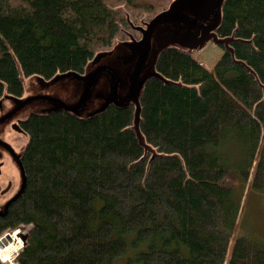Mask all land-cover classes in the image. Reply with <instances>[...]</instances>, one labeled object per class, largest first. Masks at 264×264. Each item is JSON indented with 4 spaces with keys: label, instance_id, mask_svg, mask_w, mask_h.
Here are the masks:
<instances>
[{
    "label": "trees",
    "instance_id": "obj_1",
    "mask_svg": "<svg viewBox=\"0 0 264 264\" xmlns=\"http://www.w3.org/2000/svg\"><path fill=\"white\" fill-rule=\"evenodd\" d=\"M171 2L0 0V99L21 96L31 75L82 73ZM220 14L215 34L233 38L232 54L223 43L197 55L167 47L155 62L167 82H144L138 129L154 154L131 103L19 123L25 186L0 214V236L27 227L26 241L2 261L264 264V243L240 226L233 236L249 191L264 190V0H222Z\"/></svg>",
    "mask_w": 264,
    "mask_h": 264
},
{
    "label": "rangeland",
    "instance_id": "obj_2",
    "mask_svg": "<svg viewBox=\"0 0 264 264\" xmlns=\"http://www.w3.org/2000/svg\"><path fill=\"white\" fill-rule=\"evenodd\" d=\"M172 2L168 12L173 8V13L155 21L149 29L144 28L145 37L142 35L138 40L130 39L118 43L111 54L94 67L87 66L82 73H57L48 80L31 75L24 78L21 96L4 94L0 107V211L23 185L17 157L26 143L27 136L23 132L15 131L13 125L24 120L29 114L46 113L63 104L78 111L80 116L86 117L99 111L106 99H110L107 102L117 100L118 103H124L132 94L131 100L136 105L133 126L136 127L137 93L144 80L156 73L154 61L159 48L169 45L192 49L200 37V24L211 30L217 20L220 0ZM216 47L210 42L197 54ZM216 59L203 66L211 69ZM137 135L146 148H152L144 141L141 133L137 132ZM224 151L230 155L231 161H234L235 155L238 156L226 148ZM242 208L241 222L235 225L234 236L240 226L244 237L263 244L264 190H250ZM26 231L27 227L18 230L19 234H26ZM21 241L17 233H12L7 237L5 246L0 247V253H6L7 256V249H11L12 245L15 252L22 247ZM124 260L119 259L114 264H123Z\"/></svg>",
    "mask_w": 264,
    "mask_h": 264
},
{
    "label": "water",
    "instance_id": "obj_3",
    "mask_svg": "<svg viewBox=\"0 0 264 264\" xmlns=\"http://www.w3.org/2000/svg\"><path fill=\"white\" fill-rule=\"evenodd\" d=\"M221 1L222 0H220V3H219V9H218V14H217V20H216V23H215V25H214V27L211 29V30H209L207 27H205L204 26V24H200L201 26H200V28H201V31H200V37L198 38V42H196V46L194 47V48H192V49H183V48H181V47H177V46H172V47H177V48H179V49H182V50H185V51H187V52H189V53H195V52H198V51H201L210 41H212L215 45H218V44H224L225 45V47L227 48V50L232 54L233 53V50L232 49H230L229 47H228V43L230 42V41H233V38H225V39H219L217 36H216V34H215V30L217 29V26L219 25V23H220V19H221V14H220V5H221ZM172 4H173V2H171V4L169 5V7H172ZM169 9V8H168ZM173 8H171V11L170 12H168V10H166L165 12H163L162 14H160V15H158V16H156L154 19H152L149 23H145V27H148V29L151 27V25L155 22V21H157V20H159L160 18H162V17H165L166 15H169V14H172L173 13ZM141 30V32H142V35L145 37V34H146V31L144 30V28H142V29H140ZM149 34V33H148ZM147 40H148V35H147ZM124 42V41H123ZM118 43H121V42H117V44ZM116 44V45H117ZM115 45V46H116ZM115 46L113 47V49L112 50H110V51H103V52H99V53H97L94 57H93V59L86 65V67L87 66H90V67H94L95 65H97L103 58H105L106 56H108V55H110L111 54V52L114 50V48H115ZM167 47H171V46H169V45H167V46H164V47H160L159 48V52L157 53V55H156V58H155V61H154V67H155V62H156V59H157V56H158V54L162 51V50H164L165 48H167ZM86 67H85V69H86ZM155 72H156V70H155ZM41 78V77H40ZM149 78H159V79H161V80H163V81H165V82H167L166 80H164L157 72L155 73V74H152V75H150V76H148L145 80H144V82L147 80V79H149ZM42 79V78H41ZM23 81H24V79H23ZM144 82H143V84H142V86H141V89H140V91L137 93V100H139V96H140V93H141V91H142V88H143V85H144ZM23 88H24V85H23ZM4 97V96H3ZM3 97L0 99V107H1V102H2V100H3ZM131 97H132V94L126 99V101L124 102V103H118L117 102V100L115 101V100H111V101H109V102H107L108 100H110V99H106L105 101H103V103H102V107H101V109L99 110V111H97L96 113H93V114H91V115H89V116H86V117H82V116H80L79 114H78V111H76V110H74V109H71L70 107H68V106H66V105H63V104H61L60 106H58L57 108H55V109H53V110H50V111H48V112H46V113H49V112H51V111H55V110H60V109H64V110H67V111H70V112H72V113H74L75 115H77V116H79V117H81V118H88V117H91V116H94V115H97V114H99V113H102L109 105H114V106H116V107H124L126 104H128V103H131V104H133L134 105V118H135V102H133L132 100H131ZM105 102H107L106 104H104ZM103 104H104V106H103ZM139 112H140V106H139V102H138V108H137V111H136V113H137V115H136V127H134L133 126V128L135 129V133H136V136H137V138H138V140H139V143L147 150V151H151L153 154H154V150L151 148V149H149V148H146L145 147V145L143 144V142L139 139V137H138V135H137V132H139L140 133V131H139V129H138V119H139ZM46 113H31V114H46ZM30 115V114H29ZM28 115V116H29ZM27 116V117H28ZM26 117V118H27ZM25 118V119H26ZM24 119V120H25ZM21 121H23V120H21ZM21 121H19V122H17V123H15L14 125H13V129L15 130V131H18V132H23L24 133V131L20 128V126H19V123L21 122ZM25 134V133H24ZM26 135V134H25ZM27 136V135H26ZM144 139V138H143ZM145 141V140H144ZM26 142H27V140H26ZM26 144V143H25ZM25 146V145H24ZM23 149H24V147L22 148V150H21V152H20V154H19V156L17 157V161H18V164H19V168H20V172H21V174H22V177H23V185H22V187H21V189H20V191L12 198V199H10L9 200V202L6 204V206L4 207V209L2 210V211H0V214H3L5 211H6V209H7V207L9 206V204H11V202L13 201V200H15L20 194H21V192L23 191V189H24V186H25V177H24V172H23V169H22V166H21V163L19 162V157H20V155H21V153H22V151H23ZM1 166V165H0ZM7 237H9V234H7V235H5V237H3V238H1V242H0V245H2V243H3V245H4V243H6V240H7ZM20 238H21V240H23V242L25 241V236H23V235H20L19 236ZM6 239V240H5ZM24 244V243H23Z\"/></svg>",
    "mask_w": 264,
    "mask_h": 264
},
{
    "label": "bare ground",
    "instance_id": "obj_4",
    "mask_svg": "<svg viewBox=\"0 0 264 264\" xmlns=\"http://www.w3.org/2000/svg\"><path fill=\"white\" fill-rule=\"evenodd\" d=\"M113 49V48H112ZM1 258L3 259L4 257L3 256H1Z\"/></svg>",
    "mask_w": 264,
    "mask_h": 264
}]
</instances>
